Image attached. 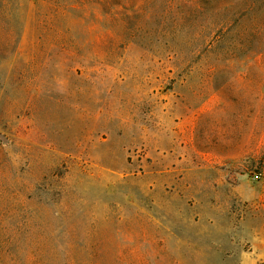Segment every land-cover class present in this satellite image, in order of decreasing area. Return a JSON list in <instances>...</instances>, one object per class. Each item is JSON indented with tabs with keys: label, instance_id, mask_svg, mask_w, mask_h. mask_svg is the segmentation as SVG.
Listing matches in <instances>:
<instances>
[{
	"label": "rangeland",
	"instance_id": "374dc122",
	"mask_svg": "<svg viewBox=\"0 0 264 264\" xmlns=\"http://www.w3.org/2000/svg\"><path fill=\"white\" fill-rule=\"evenodd\" d=\"M184 3L0 0V264H264V38Z\"/></svg>",
	"mask_w": 264,
	"mask_h": 264
},
{
	"label": "trees",
	"instance_id": "16d2710c",
	"mask_svg": "<svg viewBox=\"0 0 264 264\" xmlns=\"http://www.w3.org/2000/svg\"><path fill=\"white\" fill-rule=\"evenodd\" d=\"M185 13L180 17L181 21L188 22L195 34L206 31L205 47L218 38L226 27L248 21L251 25V33L247 37L254 38L258 43L264 38V0H186ZM116 4H119L116 2ZM244 39V35H239ZM242 46L244 42L239 41ZM260 63L255 61L253 68L264 67V51H260ZM262 65V66H260Z\"/></svg>",
	"mask_w": 264,
	"mask_h": 264
}]
</instances>
